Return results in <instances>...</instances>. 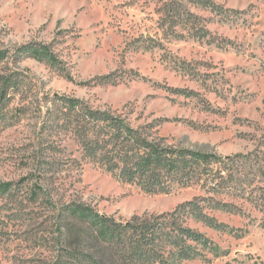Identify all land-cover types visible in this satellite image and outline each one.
<instances>
[{"label":"rangeland","instance_id":"1","mask_svg":"<svg viewBox=\"0 0 264 264\" xmlns=\"http://www.w3.org/2000/svg\"><path fill=\"white\" fill-rule=\"evenodd\" d=\"M213 1L219 10L189 0H0V75L11 78L6 96L0 88V264H119L97 235L75 232V206L128 222L196 198L237 208H206L233 233L188 220L227 250L191 264H264V0ZM32 44L52 60L16 57ZM60 97L168 146L232 158V189L198 182L154 194L118 180L48 114Z\"/></svg>","mask_w":264,"mask_h":264},{"label":"trees","instance_id":"2","mask_svg":"<svg viewBox=\"0 0 264 264\" xmlns=\"http://www.w3.org/2000/svg\"><path fill=\"white\" fill-rule=\"evenodd\" d=\"M189 1L204 9L221 8L213 0ZM167 12L176 15L178 11L174 13L167 9ZM200 31L198 29L196 35L203 37L207 33ZM36 54L44 60H52L51 52H42L38 44L15 49L18 58ZM0 78L3 79L0 88L4 97L11 86V78L1 75ZM58 99L62 101L55 110H48V114L62 128L73 130L83 146L84 155L118 180L136 184L144 192L154 194H168L198 182L206 183L208 192L215 194L232 189L236 180L232 158L218 159L215 154L168 146L150 138L147 129L135 127L123 117L92 109L79 99ZM207 207L228 212L237 208L211 198H196L181 204L173 212L128 222L97 217L80 205L73 208L72 214L76 221L73 223L75 232L81 239L97 235L110 247L112 257L119 264H191L226 255L227 250L205 232L189 225V219L214 230L234 231L228 223L208 212ZM70 229L73 230L71 226ZM88 263L104 264L93 257Z\"/></svg>","mask_w":264,"mask_h":264}]
</instances>
